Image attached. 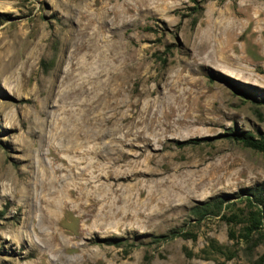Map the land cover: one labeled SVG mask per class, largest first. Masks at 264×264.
<instances>
[{
  "label": "rangeland",
  "instance_id": "rangeland-1",
  "mask_svg": "<svg viewBox=\"0 0 264 264\" xmlns=\"http://www.w3.org/2000/svg\"><path fill=\"white\" fill-rule=\"evenodd\" d=\"M240 134L264 139V0H0V264H264Z\"/></svg>",
  "mask_w": 264,
  "mask_h": 264
},
{
  "label": "bare ground",
  "instance_id": "bare-ground-1",
  "mask_svg": "<svg viewBox=\"0 0 264 264\" xmlns=\"http://www.w3.org/2000/svg\"><path fill=\"white\" fill-rule=\"evenodd\" d=\"M226 30H227V28H226ZM224 32H225V30H220V27H216V26L215 27H211L210 26L202 34L203 37L201 35L202 40L201 41L199 40L200 41L199 44L201 45V48H203V49L206 48L205 54L207 56H209L210 59L212 60V62H214V63L218 62L217 60H218L219 57H221V58L224 57L225 52H226V48L225 47H227V46L224 47L223 42L221 41V36L219 37V35L224 33ZM221 72L225 73V75H228L223 70H221ZM229 75H231V74H229ZM91 180H92V178L89 179V183H91ZM53 193H58V191L56 192V190H54ZM56 204L57 203L50 204V206H52V210H54V211L58 209V205H56ZM46 223L47 224H51V218H49V217L46 218ZM64 246H65V241L63 240L62 243H61L60 250L63 249ZM49 250L52 251V252H56V254L60 253L59 249L50 248Z\"/></svg>",
  "mask_w": 264,
  "mask_h": 264
},
{
  "label": "trees",
  "instance_id": "trees-1",
  "mask_svg": "<svg viewBox=\"0 0 264 264\" xmlns=\"http://www.w3.org/2000/svg\"><path fill=\"white\" fill-rule=\"evenodd\" d=\"M240 136L241 137L238 140L241 141L242 144L245 147L250 148V149L255 150V151H259V152L264 151V139H262L259 142H256L250 136H246L245 134H240ZM257 196H258L257 194H252V198L253 199L254 198L255 199L256 198H259ZM247 202L250 205L252 203V200L247 199ZM248 214L249 215H248L247 222L249 223V228L247 229V233H251L252 231H254L255 229H257L258 226L261 225V219H260V215H259V212L258 211L257 212L250 211ZM178 237H182V235H179L176 232H172L170 234V238H178ZM245 238H247V237L245 236Z\"/></svg>",
  "mask_w": 264,
  "mask_h": 264
}]
</instances>
